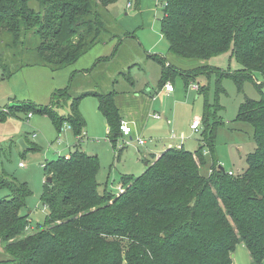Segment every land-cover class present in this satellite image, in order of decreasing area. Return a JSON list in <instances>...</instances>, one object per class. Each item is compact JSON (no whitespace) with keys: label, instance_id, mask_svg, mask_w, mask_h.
Segmentation results:
<instances>
[{"label":"trees","instance_id":"trees-1","mask_svg":"<svg viewBox=\"0 0 264 264\" xmlns=\"http://www.w3.org/2000/svg\"><path fill=\"white\" fill-rule=\"evenodd\" d=\"M119 1L0 0L1 67L10 72L8 78L26 67L58 72L100 43L135 38L111 11ZM163 13L161 33L169 53L199 65L182 70L150 55L162 68L160 88L178 76L188 86L211 75L209 60L226 52L242 69L219 73V79L232 77L240 85L256 74L264 78V0H163ZM14 60L21 63L9 71ZM118 92L74 97L64 90L52 106L8 108L6 114L48 115L59 130L68 123L79 141L75 151L44 165L42 202L48 215L33 232L29 217L21 214L28 186L0 177V186L11 191L0 201V243L7 256L0 264H234L238 245L248 249L254 264H264V93L260 90L259 101L247 98L238 111L237 121L252 125L256 143L242 174L229 175L216 159L209 175L201 173L203 149L214 145L207 116L197 151L182 146L153 156L141 176L124 175L122 191L115 194L100 190L98 156L80 149L87 123L78 106L88 96L98 99L108 139L116 146L123 137ZM61 104H70V114L55 112Z\"/></svg>","mask_w":264,"mask_h":264},{"label":"rangeland","instance_id":"rangeland-1","mask_svg":"<svg viewBox=\"0 0 264 264\" xmlns=\"http://www.w3.org/2000/svg\"><path fill=\"white\" fill-rule=\"evenodd\" d=\"M114 6L116 16L128 19L124 28L136 34L135 38L121 46H118L117 40L100 43L76 64L58 72L44 67H26L8 78L10 72L0 63V177L28 186L30 195L21 214L31 221L29 232L42 224L48 215V209L42 202L48 178L44 165L75 151L79 140L68 123H64L59 130L48 115L32 111L30 118L27 115L30 110L6 114L10 107L52 106L55 95L64 90L74 97L91 91L108 93L113 90H132L142 98H146L143 91L153 95L152 99L155 100L149 99L152 101L151 115L142 134L145 146L139 144L135 135L132 139L131 136L120 138L114 146L108 140L110 131L100 112L98 99L88 96L80 101L78 108L87 123L81 136L80 149L99 158L101 192L107 189L117 194L124 175L141 176L146 170V159L150 160L153 153L165 150V147L175 148L182 144L189 151H197L202 145L200 141L203 142L202 134L207 124V136H213L214 145L213 149L207 146L203 149L204 152L208 151L206 164L201 167L203 175L210 174L214 159L226 171L242 174L248 168V156L256 148L252 125L237 121V115L247 98L256 101L262 98L260 90L264 93V78L256 74L254 81H244L240 85L232 77L219 79V73L233 74L242 69L232 53L226 52L209 60L208 65L214 70L211 75L199 76L188 86L181 76L172 78L171 83L176 91L173 99H168L159 91L161 67L147 59V53L165 58L170 54L183 62L195 61L169 53L168 43L161 33L163 0H120ZM120 25L123 28L124 25ZM12 62L9 71L16 70L21 63L20 60ZM257 81L263 85L258 86ZM195 84L206 88V92L200 94L199 90H194ZM217 91L220 108L216 112ZM141 105L143 108L146 103ZM54 110L60 116H67L70 114V104L55 106ZM208 112L210 115H207ZM153 114L160 115L162 120H154ZM165 116L169 118L168 122ZM207 116L208 122L205 124ZM197 119L201 121L199 132L190 129ZM152 138L157 142L152 144L155 141ZM20 140L29 150L19 144ZM21 163L24 167L20 166ZM10 195L9 187L0 186V201L8 199ZM233 261L234 264H254L244 245L237 246Z\"/></svg>","mask_w":264,"mask_h":264},{"label":"crops","instance_id":"crops-1","mask_svg":"<svg viewBox=\"0 0 264 264\" xmlns=\"http://www.w3.org/2000/svg\"><path fill=\"white\" fill-rule=\"evenodd\" d=\"M113 7H115V6H112V8H111V11L112 12H113ZM127 8L130 9L131 7H129V5H128ZM113 14L117 18V20L119 21V23H122L124 25L123 28L125 26H127V24H125V23H127V20H128L127 18H123L122 19V18H119L118 16H116V14L114 12H113ZM125 15L127 17V14H125ZM125 31H127V32H135V31L130 30V29L129 30L125 29ZM129 39L130 38H127V39H125L122 42H118L117 41L118 42V46L119 45L121 46L124 42H126ZM150 55H154V54L147 53V56H146L147 59H149L151 61H155V60H153V59H151L149 57ZM169 55L167 56V59H169V63L175 64L177 67H179V69L189 70V69H193V68H195V67H197L199 65V62L198 61L197 62L196 61L195 62H185V61L183 62V60L181 61V60H178L176 58H172ZM161 70H162V68H161ZM116 82L117 81H114V83H116ZM169 83H171V82H169ZM159 91L160 92L162 91V93H164L165 97H167L168 99H173V97L175 95L176 89H174L173 92H167L163 88H161ZM118 93L119 94H117L116 97H115V103H116L117 107L120 110V113H121V116H122L123 121L128 122V124L132 127V130L133 131H132V133L130 135L131 136L130 138L132 139L133 136L135 135L138 138V141H139V138L142 139V134L144 132V129H145V127L147 125V122H148V120L150 118V115H151L150 114V110L152 108V104H151L152 101H149V99L151 100L153 95H147V94H145V91H143V93H144L143 94L144 95L143 97H146V98H142V96H139L137 93L133 92L132 90L119 91ZM154 93H156V92H154ZM133 99H136V100H133ZM152 100L154 101L155 98L152 99ZM145 103H146V106L142 108V105L141 104H145ZM135 104H136V106H134ZM153 115H154L153 116V119L154 120H156V121L162 120V118H161L160 115H158V114H153ZM156 115L159 116L160 118H156L155 117ZM165 120L168 122L169 121V118L165 116ZM190 129H191V126H190ZM152 139H155V138H152ZM156 142H157V139H155V141L152 142V144L153 143H156ZM145 145H141V146H145ZM179 145L180 144L176 145V147H178ZM165 148H166L165 150L163 149V150H161L158 153H153L152 154L150 152V154H152L151 155V159H152L153 156H156V158H159L164 152H166L168 149L173 148V147L171 146V147H165ZM183 148H185L184 145H183ZM27 149L29 150V148H27ZM206 155H208V153L205 154V157H206ZM147 160H149V159H146L145 166L148 163ZM6 258H7V256H6V254H5L4 250H3V247H2V245L0 243V262L6 260Z\"/></svg>","mask_w":264,"mask_h":264},{"label":"built area","instance_id":"built-area-1","mask_svg":"<svg viewBox=\"0 0 264 264\" xmlns=\"http://www.w3.org/2000/svg\"><path fill=\"white\" fill-rule=\"evenodd\" d=\"M193 88H194V90H199L200 88H199V85L198 84H195L194 86H193ZM163 89L165 90V91H167V92H173L174 91V85L172 84V83H167V84H165V86L163 87ZM29 117L31 118L32 117V114H29ZM156 118H160L159 116H155ZM71 127V126H70ZM200 128H201V121L199 120V119H197V120H195L193 123H192V125H191V130H193V131H196V132H199V130H200ZM132 127L128 124V122H126V121H123L122 120V122H121V132H122V134H123V137H128V136H130L131 135V133H132ZM139 143L141 144V145H145L146 144V141L144 140V139H140L139 138ZM183 145L182 144H180L177 148H181ZM204 154H207V152H204ZM20 166L21 167H24V164L23 163H21L20 164ZM229 173V175H231V176H233V175H235V173L234 172H232V171H230V172H228ZM119 190H121V188H119ZM122 191V190H121Z\"/></svg>","mask_w":264,"mask_h":264},{"label":"water","instance_id":"water-1","mask_svg":"<svg viewBox=\"0 0 264 264\" xmlns=\"http://www.w3.org/2000/svg\"><path fill=\"white\" fill-rule=\"evenodd\" d=\"M19 144H20L23 148L27 149V146H26V144L24 143L23 140H20V141H19ZM48 181H52V178H49Z\"/></svg>","mask_w":264,"mask_h":264}]
</instances>
